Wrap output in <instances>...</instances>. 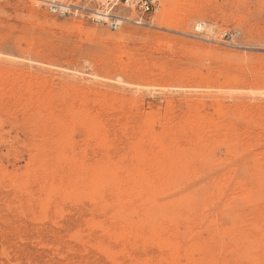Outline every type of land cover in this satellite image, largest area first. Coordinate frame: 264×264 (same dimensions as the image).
I'll return each instance as SVG.
<instances>
[{"label": "rangeland", "instance_id": "1", "mask_svg": "<svg viewBox=\"0 0 264 264\" xmlns=\"http://www.w3.org/2000/svg\"><path fill=\"white\" fill-rule=\"evenodd\" d=\"M160 4L0 0V264H264V0Z\"/></svg>", "mask_w": 264, "mask_h": 264}, {"label": "built area", "instance_id": "2", "mask_svg": "<svg viewBox=\"0 0 264 264\" xmlns=\"http://www.w3.org/2000/svg\"><path fill=\"white\" fill-rule=\"evenodd\" d=\"M51 14L88 19L112 31L125 23L142 25L160 9V0H37Z\"/></svg>", "mask_w": 264, "mask_h": 264}, {"label": "bare ground", "instance_id": "3", "mask_svg": "<svg viewBox=\"0 0 264 264\" xmlns=\"http://www.w3.org/2000/svg\"><path fill=\"white\" fill-rule=\"evenodd\" d=\"M36 1H37V0H36ZM52 24H53V23H52ZM49 27H50V25H49ZM51 27H52V26H51ZM53 27H54V26H53ZM74 27H75V26H74ZM55 28H56V27H55ZM63 28H64V27H63ZM77 28H78V27H77ZM79 28H80V27H79ZM73 30H74V29H73ZM73 30H72V31H73ZM79 30H80V29H79ZM79 30H78V31H79ZM164 157H165V156H164ZM156 160H157V159H156ZM157 162H158V161H157ZM170 162H171V161H170ZM168 166H169V165H168ZM169 167H170V166H169ZM104 174H105V173H104ZM103 182H104V181H103ZM110 182H111V181H110ZM75 183H76V182H75ZM94 183H95V182H94ZM99 183H100V182H99ZM76 184H77V183H76ZM98 185H99V184H98ZM106 186H107V185H106ZM145 220H146V219H145ZM150 220H151V219H150ZM144 223H145V222H144ZM146 223H147V222H146ZM141 225H144V224L141 223ZM135 228H137V227H135ZM152 228H153V226H152ZM152 228H149V229H152ZM158 229H160V228H158ZM143 230H144V229H143ZM155 230H156V229H155ZM155 230H154V232H155ZM157 231H158V230H157ZM157 231H156V232H157ZM154 232H153V233H154ZM132 233H133V231H132ZM146 233H147V232H146ZM141 234H142V233H141ZM154 234H155V233H154ZM143 236H144V235H143ZM153 237H154V236H153ZM150 239L152 240V238H150ZM152 243H153V242H152ZM161 245H162V244H161ZM170 246H171V245H170ZM175 246H176V245H175ZM159 247H160V246H159ZM97 248H98V247H97ZM172 248H173V246H172ZM166 249H167V248H166ZM175 249H176V248H175ZM172 251H173V250H172ZM176 251H177V250H176ZM170 264H171V263H170Z\"/></svg>", "mask_w": 264, "mask_h": 264}]
</instances>
